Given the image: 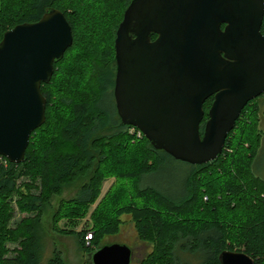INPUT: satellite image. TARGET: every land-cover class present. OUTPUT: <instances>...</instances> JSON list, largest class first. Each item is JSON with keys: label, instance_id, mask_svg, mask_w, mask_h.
<instances>
[{"label": "trees", "instance_id": "1", "mask_svg": "<svg viewBox=\"0 0 264 264\" xmlns=\"http://www.w3.org/2000/svg\"><path fill=\"white\" fill-rule=\"evenodd\" d=\"M130 1L0 0V42L6 30L38 20L50 7L65 11L74 37L55 62L52 79L41 86L47 121L30 136L26 160L0 154V264H66L56 246L43 263L37 231L52 196L79 179L75 195L54 208L53 225L73 232L85 254L118 236L126 215L137 239L151 248L139 264H220L226 248L264 264V165L256 161L264 92L247 103L222 154L207 163L178 160L144 135L137 137L121 121L114 95L116 30ZM163 166L172 171L168 181L150 182ZM111 175L117 183L100 199ZM16 208L35 215L10 226ZM88 214V225L61 229L62 219ZM13 241L17 246L10 249L7 242Z\"/></svg>", "mask_w": 264, "mask_h": 264}, {"label": "water", "instance_id": "2", "mask_svg": "<svg viewBox=\"0 0 264 264\" xmlns=\"http://www.w3.org/2000/svg\"><path fill=\"white\" fill-rule=\"evenodd\" d=\"M65 14L50 7L6 30L0 42V154L8 160L25 161L30 136L47 121L41 86L74 40ZM263 21L264 0H131L115 39L123 124L178 160L220 156L247 103L264 92ZM133 254L126 242L107 241L87 256L91 264H133ZM220 258L257 261L229 248Z\"/></svg>", "mask_w": 264, "mask_h": 264}, {"label": "rangeland", "instance_id": "3", "mask_svg": "<svg viewBox=\"0 0 264 264\" xmlns=\"http://www.w3.org/2000/svg\"><path fill=\"white\" fill-rule=\"evenodd\" d=\"M261 115H260V121L263 125V132H264V100L261 102ZM263 140L261 144V152L257 154L256 161L260 164V166L264 165V133L262 135ZM173 167V166H172ZM168 169V168H167ZM264 172V168L262 170ZM171 169L167 170L163 166V171H160L155 175L154 179H149L150 182H167L168 175L171 174ZM115 178L111 175L108 176L104 180V186H102V193L101 198L104 196V193L112 186H114L117 182H115ZM82 180L79 179L75 183H68L63 191L62 194L56 195L54 194L52 196V200L49 204L44 206V214H42L41 221L39 223V228L37 231V238H40V245L42 249V256L41 259L44 263V260L49 257L53 253V247L56 246L59 248V250L62 251L63 258L66 262V264H81V261L86 260L88 263H90V259L87 256L86 251L83 250L79 243V238L76 237V235L73 232H66L61 233L60 231L54 229L53 225V214H55L54 208L59 205V201H61V198L64 197H70L74 196L75 192L77 191V188L81 186ZM98 199L95 203L91 205L90 213L92 212L93 207L96 205V203L100 200ZM15 215H13L10 226L16 225L19 221H21L22 218H25V216L29 215H35L34 212H21L18 208L15 210ZM89 213V214H90ZM88 216H84L82 219L79 220H70L69 218L62 219L59 221V224H61V229H76L79 230L85 225H88L89 219ZM126 221L125 224L122 226V230L119 233L118 236H110L108 238V241H114L119 242L123 241L126 242L130 247L134 248V254H133V264H139V259L143 257L146 251L150 250V245L144 244L141 242V240H138V235H136L135 228L133 226V222L130 221V217L124 216ZM74 227V228H72ZM7 245L10 249H13V247L17 246V242H7ZM149 246V247H147ZM15 251H10L8 257H13L15 255ZM91 264V263H90Z\"/></svg>", "mask_w": 264, "mask_h": 264}, {"label": "built area", "instance_id": "4", "mask_svg": "<svg viewBox=\"0 0 264 264\" xmlns=\"http://www.w3.org/2000/svg\"><path fill=\"white\" fill-rule=\"evenodd\" d=\"M129 128H131L130 129L131 132L136 133L137 137H139V138H141L144 135L143 130L137 128L135 125L131 124V126ZM205 198L207 199V196H205ZM87 237L91 239L93 236L91 233H89Z\"/></svg>", "mask_w": 264, "mask_h": 264}, {"label": "flooded vegetation", "instance_id": "5", "mask_svg": "<svg viewBox=\"0 0 264 264\" xmlns=\"http://www.w3.org/2000/svg\"><path fill=\"white\" fill-rule=\"evenodd\" d=\"M157 34V33H155ZM158 36V34L156 36H154V38H156ZM208 108L205 110L207 112ZM208 113L206 114V116H204V119L202 120L201 126L204 125V123L206 122V120L208 119Z\"/></svg>", "mask_w": 264, "mask_h": 264}]
</instances>
